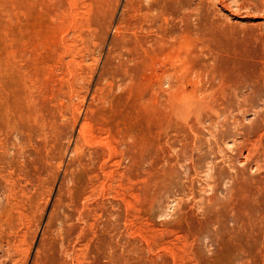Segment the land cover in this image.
<instances>
[{
	"label": "rangeland",
	"instance_id": "rangeland-1",
	"mask_svg": "<svg viewBox=\"0 0 264 264\" xmlns=\"http://www.w3.org/2000/svg\"><path fill=\"white\" fill-rule=\"evenodd\" d=\"M0 264H264V0H0Z\"/></svg>",
	"mask_w": 264,
	"mask_h": 264
},
{
	"label": "bare ground",
	"instance_id": "bare-ground-1",
	"mask_svg": "<svg viewBox=\"0 0 264 264\" xmlns=\"http://www.w3.org/2000/svg\"><path fill=\"white\" fill-rule=\"evenodd\" d=\"M84 129H85V128H84ZM84 129L81 131V134H82V135H84V133H85V132H84Z\"/></svg>",
	"mask_w": 264,
	"mask_h": 264
}]
</instances>
